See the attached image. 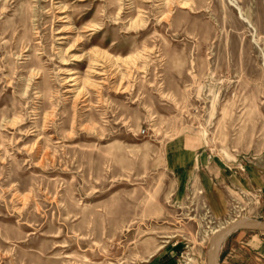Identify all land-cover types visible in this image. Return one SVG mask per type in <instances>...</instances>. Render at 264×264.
I'll list each match as a JSON object with an SVG mask.
<instances>
[{
    "label": "rangeland",
    "instance_id": "obj_1",
    "mask_svg": "<svg viewBox=\"0 0 264 264\" xmlns=\"http://www.w3.org/2000/svg\"><path fill=\"white\" fill-rule=\"evenodd\" d=\"M191 152L264 153V0H0V264H194L264 220L232 189L209 217ZM250 235L222 264H264Z\"/></svg>",
    "mask_w": 264,
    "mask_h": 264
},
{
    "label": "crops",
    "instance_id": "obj_2",
    "mask_svg": "<svg viewBox=\"0 0 264 264\" xmlns=\"http://www.w3.org/2000/svg\"><path fill=\"white\" fill-rule=\"evenodd\" d=\"M191 153L192 156L184 161L183 164L176 162L173 168H180L181 179L196 181L198 183L201 191L200 195L206 205L209 217L218 221L227 216L229 207L227 191L231 189L248 193L251 197L259 198L263 206L260 209V213H264V153L257 155L244 170H237V166H228L226 163L214 161L210 157L202 159L198 155L194 156V152ZM217 230L213 231V233ZM238 232H255L256 235H250L249 243L258 240L264 234V232L247 230L232 233L221 245V264L223 263V255L228 249L230 238ZM177 244L172 243L168 249H166V246L162 247L158 252L154 253L148 259L141 261L139 264H184L180 259L183 257V253ZM178 253H181V257L178 256ZM257 258L260 261H264V252L259 253V257ZM209 259V249L207 248V255H205L204 260L199 259L194 264H209Z\"/></svg>",
    "mask_w": 264,
    "mask_h": 264
},
{
    "label": "water",
    "instance_id": "obj_3",
    "mask_svg": "<svg viewBox=\"0 0 264 264\" xmlns=\"http://www.w3.org/2000/svg\"><path fill=\"white\" fill-rule=\"evenodd\" d=\"M240 230L264 232V220L253 218H237L218 229L209 241V264H221L220 248L223 241L232 233Z\"/></svg>",
    "mask_w": 264,
    "mask_h": 264
},
{
    "label": "built area",
    "instance_id": "obj_4",
    "mask_svg": "<svg viewBox=\"0 0 264 264\" xmlns=\"http://www.w3.org/2000/svg\"><path fill=\"white\" fill-rule=\"evenodd\" d=\"M241 170H244V168L242 167Z\"/></svg>",
    "mask_w": 264,
    "mask_h": 264
}]
</instances>
